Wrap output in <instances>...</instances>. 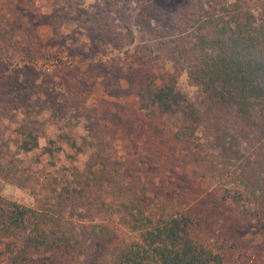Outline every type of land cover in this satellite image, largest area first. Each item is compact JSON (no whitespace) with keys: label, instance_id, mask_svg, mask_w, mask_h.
Masks as SVG:
<instances>
[{"label":"rangeland","instance_id":"obj_1","mask_svg":"<svg viewBox=\"0 0 264 264\" xmlns=\"http://www.w3.org/2000/svg\"><path fill=\"white\" fill-rule=\"evenodd\" d=\"M208 1L0 0V24L22 23L9 46L0 49L1 92L10 107L0 136H11L20 125L34 129L41 145L17 155L19 174L31 188L0 180V194L37 207L38 194L47 195L51 183L57 186L66 168L84 169L99 152L95 168L105 170L119 196L128 184L146 187L147 197L171 212L201 220L197 236L203 242L214 247L224 241L233 248L229 264H264L258 219L242 216L220 193L224 185L264 193V146L256 144L254 132L229 110L215 109L203 118L198 134L203 157L196 161L175 140L173 120L140 106L143 87L174 80L191 100L201 101L175 41L187 36L192 15L208 9ZM236 1L213 2L219 11ZM241 1L260 13L258 0ZM67 136L85 144L87 152L76 155ZM47 138L63 148L54 158L43 154ZM81 212L70 221L85 238L87 253L70 264H94L104 256L92 241L95 225L105 226L103 236L135 237L99 207Z\"/></svg>","mask_w":264,"mask_h":264},{"label":"trees","instance_id":"obj_2","mask_svg":"<svg viewBox=\"0 0 264 264\" xmlns=\"http://www.w3.org/2000/svg\"><path fill=\"white\" fill-rule=\"evenodd\" d=\"M213 1H208V9L192 15L190 32L175 41L201 101L191 100L176 80L139 91L141 108L173 120L175 140L185 144L196 161L203 157L198 142L203 118L215 109L229 110L254 132L259 148L264 146V0H258L262 4L258 15L241 0L225 2L219 11ZM20 25L19 20L15 26L0 24V49L9 46ZM1 90L0 86V123L10 109ZM11 134L0 136V180L31 188L29 179L19 174L22 160L17 155L39 150L40 135L20 125ZM65 139L76 155L87 152L85 144L70 136ZM46 142L44 155L54 158L62 152L56 140L47 138ZM98 153L84 169L75 164L66 168L57 186L51 183L47 195L38 194L37 207L0 194V264H70L86 255L85 238L70 216L94 207L112 214L135 235L130 241L119 240L116 233L103 236L105 226L95 225L92 241L104 256L94 258V264H229L227 255L233 248L224 241L213 247L199 239L202 221L192 214L171 212L138 185L128 184L124 196H119L105 170L95 168L101 157ZM220 193L223 203L234 205L245 218L258 219L264 235V193L235 185H224Z\"/></svg>","mask_w":264,"mask_h":264}]
</instances>
